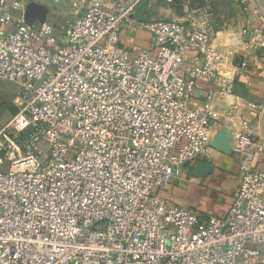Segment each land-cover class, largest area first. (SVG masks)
<instances>
[{
    "label": "built area",
    "instance_id": "1",
    "mask_svg": "<svg viewBox=\"0 0 264 264\" xmlns=\"http://www.w3.org/2000/svg\"><path fill=\"white\" fill-rule=\"evenodd\" d=\"M192 1L71 0L79 14L62 33L27 24L22 0H0V79L20 86L4 122L0 104V264H264V166L246 120L225 216L161 196L211 149L213 113L191 104L197 81L210 96L234 92L207 28L136 16ZM124 28L152 46L124 47Z\"/></svg>",
    "mask_w": 264,
    "mask_h": 264
},
{
    "label": "crops",
    "instance_id": "2",
    "mask_svg": "<svg viewBox=\"0 0 264 264\" xmlns=\"http://www.w3.org/2000/svg\"><path fill=\"white\" fill-rule=\"evenodd\" d=\"M25 5L36 1L48 8L47 20L59 32L64 33L79 14L71 0H22ZM245 17L237 21L205 10L204 0H193L190 5L162 3L152 10L163 11L164 16H146L148 7L141 4L136 16L141 19H176L192 21L207 28L213 43L225 55L223 74L234 83L232 95L217 93L206 78H200L195 87L191 104L197 108H209L213 113L209 125L211 149L208 155L190 164L183 178L173 179L161 193L163 199L202 214L225 216L234 199L240 181L238 158L233 153L237 134L246 120L258 142L255 164L264 166V112L247 106L246 101L264 105V47L260 45V34L256 32L262 15L255 11L257 0H242ZM52 14L51 20L49 15ZM160 15V14H159ZM124 47L138 50L152 46V35L144 30L124 28L121 31ZM188 55L186 64L190 62ZM245 63V66L243 64ZM257 259H263V255Z\"/></svg>",
    "mask_w": 264,
    "mask_h": 264
},
{
    "label": "rangeland",
    "instance_id": "3",
    "mask_svg": "<svg viewBox=\"0 0 264 264\" xmlns=\"http://www.w3.org/2000/svg\"><path fill=\"white\" fill-rule=\"evenodd\" d=\"M215 5V12L220 13L221 17H233L237 21L242 20L245 17L244 6L242 0H213ZM162 10L158 9L152 10V15L164 16ZM147 17H152L151 8L145 12ZM160 14V15H159ZM52 14L49 15V20H51ZM20 86L12 81L0 79V104L2 109V120L6 121L14 113V105L12 100L14 96L18 93Z\"/></svg>",
    "mask_w": 264,
    "mask_h": 264
},
{
    "label": "water",
    "instance_id": "4",
    "mask_svg": "<svg viewBox=\"0 0 264 264\" xmlns=\"http://www.w3.org/2000/svg\"><path fill=\"white\" fill-rule=\"evenodd\" d=\"M48 8L36 1L27 4L25 10V21L27 24H33L36 21L44 22L47 20Z\"/></svg>",
    "mask_w": 264,
    "mask_h": 264
}]
</instances>
